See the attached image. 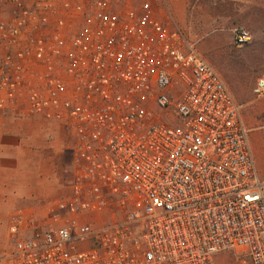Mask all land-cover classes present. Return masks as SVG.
Wrapping results in <instances>:
<instances>
[{"label":"built area","instance_id":"built-area-1","mask_svg":"<svg viewBox=\"0 0 264 264\" xmlns=\"http://www.w3.org/2000/svg\"><path fill=\"white\" fill-rule=\"evenodd\" d=\"M0 113L62 123L73 159L68 195L11 218L0 264H264L251 130L167 0H0Z\"/></svg>","mask_w":264,"mask_h":264},{"label":"rangeland","instance_id":"rangeland-1","mask_svg":"<svg viewBox=\"0 0 264 264\" xmlns=\"http://www.w3.org/2000/svg\"><path fill=\"white\" fill-rule=\"evenodd\" d=\"M184 21L175 19L200 54L219 72L242 106L251 130L250 141L258 170L264 178V95L254 90L264 78V0H187ZM172 20L169 19V22ZM247 28L252 41L238 48L234 31ZM6 226L0 225V256L6 251ZM232 252L216 257V264H245Z\"/></svg>","mask_w":264,"mask_h":264},{"label":"crops","instance_id":"crops-1","mask_svg":"<svg viewBox=\"0 0 264 264\" xmlns=\"http://www.w3.org/2000/svg\"><path fill=\"white\" fill-rule=\"evenodd\" d=\"M173 19L184 21L187 0H167ZM25 112V111H24ZM71 138L59 122L0 113V225L39 222L44 210L68 195L73 181Z\"/></svg>","mask_w":264,"mask_h":264}]
</instances>
